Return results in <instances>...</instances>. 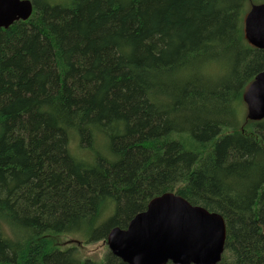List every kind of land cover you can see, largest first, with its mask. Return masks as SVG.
<instances>
[{
    "label": "trees",
    "instance_id": "16d2710c",
    "mask_svg": "<svg viewBox=\"0 0 264 264\" xmlns=\"http://www.w3.org/2000/svg\"><path fill=\"white\" fill-rule=\"evenodd\" d=\"M32 3L0 28V264H128L57 238L106 240L168 192L224 217L218 264H264V119L242 109L264 0Z\"/></svg>",
    "mask_w": 264,
    "mask_h": 264
},
{
    "label": "water",
    "instance_id": "95a60500",
    "mask_svg": "<svg viewBox=\"0 0 264 264\" xmlns=\"http://www.w3.org/2000/svg\"><path fill=\"white\" fill-rule=\"evenodd\" d=\"M32 12V0H0V28L26 20ZM244 31L252 46L264 49V3L252 5ZM244 101L249 119H264V70L247 87ZM106 241L128 264H218L225 250L226 222L220 213L168 192L152 198L126 228H112Z\"/></svg>",
    "mask_w": 264,
    "mask_h": 264
},
{
    "label": "rangeland",
    "instance_id": "374dc122",
    "mask_svg": "<svg viewBox=\"0 0 264 264\" xmlns=\"http://www.w3.org/2000/svg\"><path fill=\"white\" fill-rule=\"evenodd\" d=\"M55 1L65 2L67 0H55ZM246 106H247L246 103L242 105V109L244 108V114H246L245 116L249 119L247 115L248 110ZM251 121H255V120H251ZM103 152L105 154L111 155L109 151L105 148H103ZM56 244H58L59 247H61V249H65L66 247L68 248L72 246H77L75 253L77 257L80 259L91 258L95 260H102L104 259L106 253L109 251V247L105 239L100 238L96 241L86 242L83 236L76 233H68V234L60 235L57 238Z\"/></svg>",
    "mask_w": 264,
    "mask_h": 264
},
{
    "label": "bare ground",
    "instance_id": "6f19581e",
    "mask_svg": "<svg viewBox=\"0 0 264 264\" xmlns=\"http://www.w3.org/2000/svg\"><path fill=\"white\" fill-rule=\"evenodd\" d=\"M256 77V76H255ZM255 79V78H254ZM244 97V96H243ZM247 107V106H246Z\"/></svg>",
    "mask_w": 264,
    "mask_h": 264
}]
</instances>
